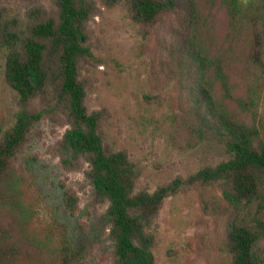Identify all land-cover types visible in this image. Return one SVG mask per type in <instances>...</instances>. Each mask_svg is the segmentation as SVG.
Returning <instances> with one entry per match:
<instances>
[{"label": "trees", "instance_id": "1", "mask_svg": "<svg viewBox=\"0 0 264 264\" xmlns=\"http://www.w3.org/2000/svg\"><path fill=\"white\" fill-rule=\"evenodd\" d=\"M123 5L139 27L140 56L157 85H174V145L222 144L228 159L177 175L153 191L136 190L139 171L127 149L105 138L111 111L90 109L87 74L101 64L91 45L97 0H33L24 17L0 4V49L6 79L19 92L15 123L4 128L0 107V264H76L65 228L40 215V199L18 167L36 125L49 120L66 129L55 148L69 169L84 170L106 202L113 264H158L152 231L168 198L217 187L203 210L219 226L230 264H264V0H102ZM155 98L162 101L163 94ZM72 215L76 189L65 191Z\"/></svg>", "mask_w": 264, "mask_h": 264}, {"label": "rangeland", "instance_id": "2", "mask_svg": "<svg viewBox=\"0 0 264 264\" xmlns=\"http://www.w3.org/2000/svg\"><path fill=\"white\" fill-rule=\"evenodd\" d=\"M33 0H0L11 14L24 17ZM47 7L52 0H38ZM100 12L90 21L91 45L101 64L87 72L94 86L87 94L90 109L107 107L111 116L105 138L116 149H127L139 171L136 190L153 191L158 185L187 176L206 164L214 165L230 154L214 141L193 148L178 147L172 139L173 110H178L174 85H157L140 56L138 25L123 5L109 8L97 0ZM248 2L250 0H243ZM6 51L0 49V107L4 128L16 121L19 92L6 79ZM163 94L160 101L156 95ZM264 120V95L259 101ZM65 126L43 120L20 152L18 167L31 180L40 199V215L65 228L72 247L80 252L76 264H113L114 241L106 202L100 201L84 170L62 163L55 143ZM76 189L80 211L72 215L65 204L67 188ZM220 198L221 190L206 187L168 198L152 231L158 264H230V254L220 241L222 226L203 210V197Z\"/></svg>", "mask_w": 264, "mask_h": 264}]
</instances>
